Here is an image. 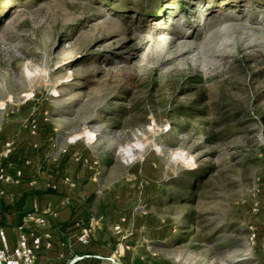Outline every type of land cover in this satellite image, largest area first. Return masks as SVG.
I'll list each match as a JSON object with an SVG mask.
<instances>
[{"label": "rangeland", "instance_id": "374dc122", "mask_svg": "<svg viewBox=\"0 0 264 264\" xmlns=\"http://www.w3.org/2000/svg\"><path fill=\"white\" fill-rule=\"evenodd\" d=\"M11 121L119 181L150 264H264V0H0Z\"/></svg>", "mask_w": 264, "mask_h": 264}, {"label": "crops", "instance_id": "0c3cea01", "mask_svg": "<svg viewBox=\"0 0 264 264\" xmlns=\"http://www.w3.org/2000/svg\"><path fill=\"white\" fill-rule=\"evenodd\" d=\"M31 129L18 121L0 126V175L7 178L0 179V229L9 249L36 228L43 239L35 264H150L154 254L141 242L136 208L132 215L119 181L106 185L104 171L65 152L47 128Z\"/></svg>", "mask_w": 264, "mask_h": 264}, {"label": "built area", "instance_id": "2783aa9c", "mask_svg": "<svg viewBox=\"0 0 264 264\" xmlns=\"http://www.w3.org/2000/svg\"><path fill=\"white\" fill-rule=\"evenodd\" d=\"M35 129L34 126L31 127ZM21 173L18 172V176ZM0 179L7 180L2 175ZM37 225L44 223L43 219L35 220ZM119 227H115L118 230ZM42 235L38 229H32L29 233H20L18 236L17 245L10 250L7 244L6 236L3 230L0 229V264H35V252L42 243ZM253 236L251 237V240ZM81 243L87 242L86 234H82L79 238Z\"/></svg>", "mask_w": 264, "mask_h": 264}]
</instances>
